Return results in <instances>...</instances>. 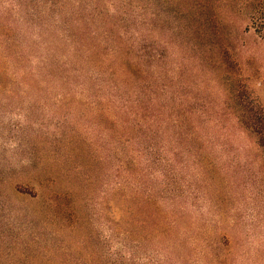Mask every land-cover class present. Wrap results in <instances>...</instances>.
<instances>
[{
  "label": "rangeland",
  "instance_id": "obj_1",
  "mask_svg": "<svg viewBox=\"0 0 264 264\" xmlns=\"http://www.w3.org/2000/svg\"><path fill=\"white\" fill-rule=\"evenodd\" d=\"M11 2L0 0V264H264V152L205 52L186 51L179 39L164 64L173 76L162 95L167 115L176 96L192 148L181 195L165 207L183 214L171 241L187 238L170 254L144 208L153 184L144 156L130 182L132 235L122 233L119 127L99 98L19 85L20 67L7 60L11 20L22 41ZM224 8L237 63L264 106V36L232 4Z\"/></svg>",
  "mask_w": 264,
  "mask_h": 264
},
{
  "label": "trees",
  "instance_id": "obj_2",
  "mask_svg": "<svg viewBox=\"0 0 264 264\" xmlns=\"http://www.w3.org/2000/svg\"><path fill=\"white\" fill-rule=\"evenodd\" d=\"M226 4L236 7L234 14L246 15L247 29L264 36V0H12L9 7L11 18L20 12L18 52L14 22L7 26V60L20 67L19 85L89 91L99 98L107 119L119 127L122 233L132 235L130 182L133 166L144 156L153 182L144 208L155 233L162 226L170 254L187 238L171 241L181 231L183 214L165 207L181 195L182 159L192 150L178 98H172L167 115L162 96L169 87L166 79L173 78L164 64L177 40L186 51L205 52L212 68L220 70L226 101L264 152V106L250 90L224 31Z\"/></svg>",
  "mask_w": 264,
  "mask_h": 264
}]
</instances>
